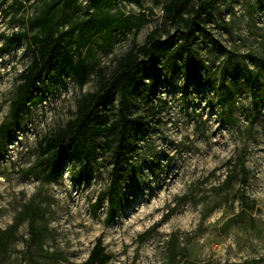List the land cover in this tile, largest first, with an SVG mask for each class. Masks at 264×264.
<instances>
[{
    "label": "rangeland",
    "instance_id": "374dc122",
    "mask_svg": "<svg viewBox=\"0 0 264 264\" xmlns=\"http://www.w3.org/2000/svg\"><path fill=\"white\" fill-rule=\"evenodd\" d=\"M169 1L113 0L105 7L132 15L133 23L80 49L91 66L83 87L68 71L45 70L41 89L0 146V227H10L30 202L37 208L24 214L0 264H82L99 237L113 256L107 264H264V0L214 2L191 40L206 84L195 88L183 75L172 79L165 66L160 83L134 103L147 120L131 131L118 209L110 218L114 163L105 135L87 171L66 160L46 180L42 139L76 118L81 96L99 86V70L110 76L117 61L157 28L162 39L176 32L164 21ZM90 2L0 0V125L33 57L27 40L2 50L4 37L28 29L50 3L60 30L73 40L76 22L91 16ZM193 3L201 12V0ZM257 83L262 102L254 119ZM118 101L115 95L106 104L111 116ZM32 216L42 226L36 241Z\"/></svg>",
    "mask_w": 264,
    "mask_h": 264
},
{
    "label": "trees",
    "instance_id": "16d2710c",
    "mask_svg": "<svg viewBox=\"0 0 264 264\" xmlns=\"http://www.w3.org/2000/svg\"><path fill=\"white\" fill-rule=\"evenodd\" d=\"M193 1L170 0L164 6V21L176 26V32L168 33V36L162 39L157 28L148 35L141 48L134 44L117 61L110 76H107L103 69L99 70V86L96 91L81 96L76 118L41 141V164L46 180H50L59 174L66 160L82 163L83 170L87 171L95 155L96 141L105 135L104 148L110 153L114 163L107 191L110 202L108 218L112 216L113 210L118 209L124 182L125 153L130 145L131 131L147 120L146 116L136 114L139 107L134 103L142 100L150 89L160 83L165 66L172 79L183 75L195 81V88L202 87L208 81V78L199 75V55L191 40L196 36V31L199 32L200 24L210 17L216 0H201V12L195 8ZM112 2L113 0H91V16L76 22L79 34L73 40L68 38L71 35L69 31L60 30L50 3L31 19L28 29L4 37L2 50H10L27 40L33 57L19 75L20 83L11 100L10 112L0 125L1 147L5 146L9 131L20 121L24 112L29 109L32 98H35V93L41 89L40 82L47 68L55 67L60 74L66 71L72 73L79 86L83 87L91 66L80 49L89 48L94 38L104 32L111 33L113 29L133 23L132 15L124 16L122 12L113 15L105 8L112 5ZM203 13L204 17L201 16ZM74 44L75 49L72 48ZM186 86L188 87L189 83ZM252 91L256 119L261 114L262 87L257 83ZM115 95H118L119 101L115 113L111 116L106 104ZM102 108L103 112H100ZM242 167H245L244 162ZM242 180L246 181V177L243 176ZM33 207L34 203L30 202L10 227H0V255L7 253L16 238L24 214ZM30 231L33 241L41 238L42 226L33 216L30 219ZM112 257L99 237L82 264H107Z\"/></svg>",
    "mask_w": 264,
    "mask_h": 264
}]
</instances>
